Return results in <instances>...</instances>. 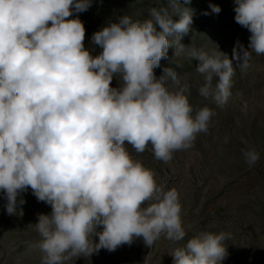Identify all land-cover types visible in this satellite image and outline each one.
<instances>
[{
	"label": "clouds",
	"instance_id": "1",
	"mask_svg": "<svg viewBox=\"0 0 264 264\" xmlns=\"http://www.w3.org/2000/svg\"><path fill=\"white\" fill-rule=\"evenodd\" d=\"M188 3L168 0L143 21L118 17L93 33L100 49L93 54L83 22L69 19L92 0H0V191L9 214L29 188L50 205L34 224L40 239L29 245L41 264H69L136 238L150 248L162 235L184 240L179 193L158 184L125 145L137 153L151 145L157 160L169 162L207 132L215 113L204 106L193 115L188 86L168 87L169 80L179 84L177 73L164 66L157 77L154 70L170 59L169 48L198 60L199 96L223 106L232 61L245 71L252 53L264 55V0H234L235 22L250 35L247 48L237 41L231 59L181 43L193 23ZM242 155L249 167L260 158L252 148ZM227 239L225 232H201L174 249L173 264H222Z\"/></svg>",
	"mask_w": 264,
	"mask_h": 264
},
{
	"label": "rangeland",
	"instance_id": "2",
	"mask_svg": "<svg viewBox=\"0 0 264 264\" xmlns=\"http://www.w3.org/2000/svg\"><path fill=\"white\" fill-rule=\"evenodd\" d=\"M210 4L218 5L221 12L212 13ZM167 6L168 0H92L87 11L69 19L78 16L83 22L85 47L98 54L99 47L91 43L93 33L117 22L120 16L143 21L150 8ZM185 6L192 10L193 23L191 31L183 35L182 44L204 51L220 50L230 59L237 41L247 48L250 33L235 22L234 0H189ZM173 54L174 48H169L170 59L162 60L155 74L159 77L164 66L177 73L179 84L169 80L168 87L178 90L188 86L185 95L193 115L204 106L213 109L207 132L199 133L192 147L175 152L169 162L157 160L151 145L143 153H137L131 145L125 147L134 160L154 171L158 184L177 190L187 234L179 242L162 235L151 248L142 238H136L131 245L119 246L115 251L100 249L69 264H173L174 249L201 232L230 235L225 241L227 255L222 264H264V55L252 53L245 71L237 67L236 60L232 61L231 95L226 104L217 106L198 94L203 83V77L195 71L199 61ZM119 83L117 76L112 86L118 87ZM249 148L260 156L252 167L242 155V149ZM6 205L7 199L0 191V264H41L40 252L29 245L40 239L34 224L40 214H50V205L38 201L30 188L18 196L15 213L9 214ZM94 239L98 242V237Z\"/></svg>",
	"mask_w": 264,
	"mask_h": 264
}]
</instances>
